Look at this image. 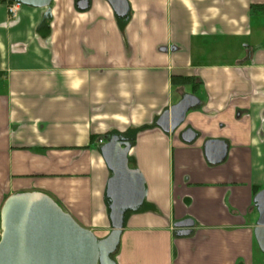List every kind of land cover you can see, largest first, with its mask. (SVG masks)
I'll use <instances>...</instances> for the list:
<instances>
[{
	"label": "crops",
	"instance_id": "crops-1",
	"mask_svg": "<svg viewBox=\"0 0 264 264\" xmlns=\"http://www.w3.org/2000/svg\"><path fill=\"white\" fill-rule=\"evenodd\" d=\"M0 3V208L14 194L50 196L97 239L111 231L100 148L139 130L128 158L146 199L124 217L116 264H258L253 188L264 189V0ZM194 85H175V77ZM200 105L172 134L159 116L184 95ZM190 129L195 140L184 143ZM208 140L227 146L211 165ZM190 220L188 237L176 225ZM258 248V247H257ZM259 250V249H258ZM260 264V263H259Z\"/></svg>",
	"mask_w": 264,
	"mask_h": 264
},
{
	"label": "water",
	"instance_id": "water-1",
	"mask_svg": "<svg viewBox=\"0 0 264 264\" xmlns=\"http://www.w3.org/2000/svg\"><path fill=\"white\" fill-rule=\"evenodd\" d=\"M53 0H0L19 3L34 9H46L41 26L51 18ZM118 19L128 17L127 0H105ZM77 9L85 11L88 1L81 0ZM200 105L193 95H184L180 101L164 111L156 126L165 134H172L183 124L186 114ZM181 140L192 143L196 133L190 129L180 133ZM130 143L112 136L100 148L102 159L110 172L105 197L111 231L107 237L97 239L80 226L50 196L42 192L18 193L7 197L0 208V264H116L115 254L124 224L125 214L137 212L146 199V187L139 170L130 167ZM227 146L222 141L208 140L204 154L211 165L220 164L226 156ZM258 214L253 229L254 240L264 255V189L253 197ZM194 224L190 220L176 225L177 237H188Z\"/></svg>",
	"mask_w": 264,
	"mask_h": 264
},
{
	"label": "trees",
	"instance_id": "trees-1",
	"mask_svg": "<svg viewBox=\"0 0 264 264\" xmlns=\"http://www.w3.org/2000/svg\"><path fill=\"white\" fill-rule=\"evenodd\" d=\"M0 3H7L8 4V3H11V2H0ZM250 9H251V13L259 12V11L264 12V6H260V5H255V6L253 5V6L250 7ZM129 14H128V16H129ZM127 18H125V19L116 18V20L121 22V21H126ZM44 27H47V24H45ZM175 79L176 80H174V78H173V83H175V85H176V83H177V85H183V86L184 85H189V84H193V85L195 84L194 80L192 78H189V77L179 76V77H175ZM146 128L147 127H143V128H141L139 130L127 131L125 134H123L122 136H119V137L126 139L130 143V145H132L133 140H134L135 135L137 134V132L140 131V130L146 129ZM129 165H130V160H129ZM130 167H132V166L130 165ZM258 192H259V189L254 187L253 188V196H255ZM105 203H106L107 208H108L109 202H108L106 197H105ZM252 207L254 209V206H252Z\"/></svg>",
	"mask_w": 264,
	"mask_h": 264
},
{
	"label": "built area",
	"instance_id": "built-area-1",
	"mask_svg": "<svg viewBox=\"0 0 264 264\" xmlns=\"http://www.w3.org/2000/svg\"><path fill=\"white\" fill-rule=\"evenodd\" d=\"M21 8L22 5L19 3H8L6 8L8 16L12 19L17 18Z\"/></svg>",
	"mask_w": 264,
	"mask_h": 264
},
{
	"label": "rangeland",
	"instance_id": "rangeland-1",
	"mask_svg": "<svg viewBox=\"0 0 264 264\" xmlns=\"http://www.w3.org/2000/svg\"><path fill=\"white\" fill-rule=\"evenodd\" d=\"M114 257L115 254L112 256V259H114ZM253 258L258 262V264H264V255L258 250L257 247L254 248Z\"/></svg>",
	"mask_w": 264,
	"mask_h": 264
},
{
	"label": "flooded vegetation",
	"instance_id": "flooded-vegetation-1",
	"mask_svg": "<svg viewBox=\"0 0 264 264\" xmlns=\"http://www.w3.org/2000/svg\"><path fill=\"white\" fill-rule=\"evenodd\" d=\"M80 1H81V0L77 1V3L80 2ZM77 3H76V5H77Z\"/></svg>",
	"mask_w": 264,
	"mask_h": 264
}]
</instances>
